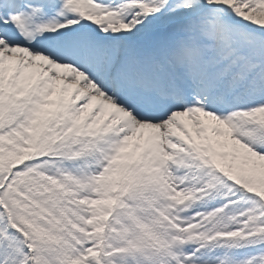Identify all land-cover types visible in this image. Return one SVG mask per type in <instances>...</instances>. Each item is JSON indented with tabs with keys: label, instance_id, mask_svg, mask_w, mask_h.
<instances>
[{
	"label": "snow or ice",
	"instance_id": "obj_1",
	"mask_svg": "<svg viewBox=\"0 0 264 264\" xmlns=\"http://www.w3.org/2000/svg\"><path fill=\"white\" fill-rule=\"evenodd\" d=\"M0 264H264V0H0Z\"/></svg>",
	"mask_w": 264,
	"mask_h": 264
}]
</instances>
